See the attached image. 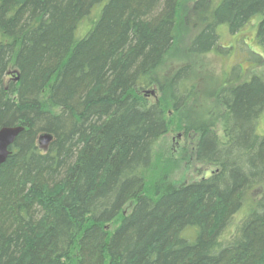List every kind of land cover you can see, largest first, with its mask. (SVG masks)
<instances>
[{"label": "trees", "instance_id": "16d2710c", "mask_svg": "<svg viewBox=\"0 0 264 264\" xmlns=\"http://www.w3.org/2000/svg\"><path fill=\"white\" fill-rule=\"evenodd\" d=\"M181 1L0 0V130L25 128L0 167V264H264V191L253 195L264 187V73L246 76L240 64L224 73L212 93L224 109L219 135L218 118L196 108L209 91L191 67L159 73ZM257 20L264 53V0H200L191 52L226 54L218 28L238 34ZM153 86L160 102L145 96ZM165 104L215 171L150 195Z\"/></svg>", "mask_w": 264, "mask_h": 264}, {"label": "rangeland", "instance_id": "374dc122", "mask_svg": "<svg viewBox=\"0 0 264 264\" xmlns=\"http://www.w3.org/2000/svg\"><path fill=\"white\" fill-rule=\"evenodd\" d=\"M200 0H182L180 5V18L176 30L175 43L171 51L168 53L160 68V75L165 79H169L182 66L189 65L193 72L197 74L205 88L206 94H203L197 103L198 112L204 117L209 115V119L218 118L219 113H223L224 109L215 101L212 93H214L217 86L221 83L224 73L227 76L229 71L240 64L243 73L246 76L252 74L264 73V66H257L251 62L246 61V52L239 41L247 42L248 47H251L255 52L264 56L263 51L258 47L256 40L258 22L254 21L246 29L238 34H232L230 30L221 26L218 28L220 33L221 49H228L226 54H222L216 50L205 55H198L191 52L192 40L197 35V30L188 22L191 11L195 4ZM221 0H214L216 5ZM89 23V22H88ZM87 23V24H88ZM87 28V25L81 27V31ZM81 37V36H79ZM220 49V50H221ZM247 50V47H245ZM252 50V51H253ZM253 51V52H254ZM248 52V51H247ZM16 75L10 74L7 81L14 79ZM145 96L150 102L156 103L161 101V94L158 87L153 86L146 90ZM167 103V101H166ZM167 120L169 123V131L167 135L162 137L157 143L154 154V164L150 172L147 174V193L153 195L157 190L171 191L184 184L200 181L203 178L211 176L215 169L208 165H203L197 161L196 150L199 140L198 134H187L185 131L184 115L175 112L172 107L165 104ZM216 131L222 135V119L218 118L216 122ZM259 132L264 134V116L259 123ZM260 134V135H261ZM264 191V187L258 188L254 192V197L259 196ZM133 203H130L126 212L130 210ZM125 212V213H126ZM248 213V207H245L233 220L230 229L225 232L224 237L228 238L233 235L239 224L245 219ZM121 221V217L110 224L109 231H114ZM71 264H77L75 259Z\"/></svg>", "mask_w": 264, "mask_h": 264}, {"label": "water", "instance_id": "95a60500", "mask_svg": "<svg viewBox=\"0 0 264 264\" xmlns=\"http://www.w3.org/2000/svg\"><path fill=\"white\" fill-rule=\"evenodd\" d=\"M24 131L25 128L22 126L4 127L0 130V167L7 162L11 156V148ZM52 141L51 135L46 134L39 137V143L43 147H47Z\"/></svg>", "mask_w": 264, "mask_h": 264}]
</instances>
